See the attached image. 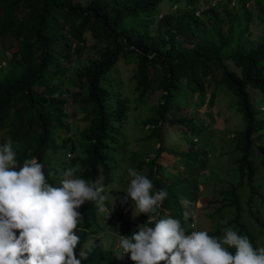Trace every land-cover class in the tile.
<instances>
[{
    "label": "trees",
    "instance_id": "1",
    "mask_svg": "<svg viewBox=\"0 0 264 264\" xmlns=\"http://www.w3.org/2000/svg\"><path fill=\"white\" fill-rule=\"evenodd\" d=\"M226 1L228 8L232 0ZM257 2L264 16V1ZM211 3V0H0V44L11 51L8 73L0 77V134L8 132L13 147L18 146L14 147L18 166L25 159L36 157L44 166L46 180L54 186H59L60 173L78 166L80 178L91 181L101 178L107 189L120 179L118 175L124 174L121 154L125 149L120 144L123 123L147 99L159 97L161 102L152 106V114L144 124L150 126L148 140H156L160 147L154 159L140 163L139 168L148 169L147 174H140L152 181L154 192L168 193L157 209L158 216L169 212L183 226L186 209L181 201L189 202L190 212H193L188 209L192 208L190 205L202 202L203 188L198 177L208 166V152L202 149L199 158V152L193 148L194 139L189 155L171 151L165 146L162 130L167 124L181 122L187 132L185 125L195 120L196 114L193 111L189 116L185 108L194 97L199 94L207 97L209 93L208 101L213 105L218 92L226 87L237 98V111L246 122V128L236 138V148L241 154L237 160L240 182L237 187L219 191L236 215L228 224L220 222L216 232L209 235L220 237L224 228L233 226L253 243L248 227L242 223L244 208L239 187L243 192L248 189L254 197L259 195L257 180L259 171L264 170V143L256 142L261 139L256 135L264 132V120L259 118L254 100L257 93L261 103L264 102V39L258 45L248 44L250 41L242 44L243 36L252 34L251 20L238 36L235 31L239 26L227 20L228 33L224 34L221 28L228 15L221 14L218 6L204 7ZM169 4L175 9L179 4L184 6L180 11L159 16L163 6ZM90 40L94 41V52L83 67L79 59L90 47ZM120 65H134L130 80L134 86L132 93L137 95L134 109L130 98L110 87V77ZM59 77L62 79L58 80ZM70 100L83 105L84 118L89 121L83 131L80 154L73 136L75 128L69 123ZM181 107L182 119L178 117ZM63 150L77 154L68 166L56 160L57 156L62 157ZM163 154L179 155L182 160L170 164L169 170L159 163ZM185 156H190L189 166L183 165ZM247 199L249 205L252 197ZM106 205L111 208L108 200ZM80 211L77 256L81 249L88 253L82 264H121L122 260L104 250L98 240L88 244L90 227L97 225L98 216H103L98 214L94 203L86 202ZM157 212L151 215L155 217ZM147 220L148 216L145 223ZM188 223H194L191 217Z\"/></svg>",
    "mask_w": 264,
    "mask_h": 264
},
{
    "label": "clouds",
    "instance_id": "2",
    "mask_svg": "<svg viewBox=\"0 0 264 264\" xmlns=\"http://www.w3.org/2000/svg\"><path fill=\"white\" fill-rule=\"evenodd\" d=\"M43 167L36 157L18 166L13 142L0 144V264H82L88 253L81 249L77 256L80 209L93 202L98 214H111L100 180L80 178L74 166L66 168L59 186H54ZM127 172L131 179L121 202H132L133 218L146 214L148 220L131 235L119 236L118 258L130 254L134 264H264V247H254L232 227L224 228L220 237L196 230L195 223H188L195 212L187 210L186 200L181 201L186 209L183 226L172 216L150 215L168 193L154 192L152 181L135 169Z\"/></svg>",
    "mask_w": 264,
    "mask_h": 264
},
{
    "label": "rangeland",
    "instance_id": "3",
    "mask_svg": "<svg viewBox=\"0 0 264 264\" xmlns=\"http://www.w3.org/2000/svg\"><path fill=\"white\" fill-rule=\"evenodd\" d=\"M86 2L88 0H76ZM210 1V0H208ZM212 3L215 0H211ZM217 6L221 14L228 15V19H225V24L222 25L221 31L224 34L228 33V21L235 25H238L239 30L236 29V35L240 33L241 29H244L251 20V26L253 28L251 36H243L242 44L250 41L248 44L258 45L263 42L264 39V16H262V9L259 6L257 0H248L247 3H243V0H233L232 3L226 8V0H218ZM262 1V0H259ZM264 1V0H263ZM184 4H179L175 9L172 4L163 6L161 15L165 13H175L182 9ZM258 16H261L259 18ZM228 20V21H227ZM234 40H237L235 38ZM10 43V41H8ZM93 40H90V47H86L84 54L79 59L81 66H86L88 59L92 57ZM11 51H8L6 46L0 44V77L6 76L11 65V57L9 55ZM134 65H120L118 70L115 71L110 77V85L114 90L121 91L123 97L131 99V105L135 108L136 94L132 93L134 86L131 81L132 70ZM59 77L58 80H61ZM76 91H79L77 89ZM255 108L259 111V118L264 120V102L260 96L255 93ZM114 96V102L116 101ZM209 93L207 97L199 94L194 97V100L188 105L187 114L192 115L193 111L196 114L195 120H189L186 123L184 130L183 124H167L163 127L162 134L164 136L165 146L171 151L177 150L178 154L185 153L189 155L192 152V141L194 139L195 151L199 152L200 158L203 154L202 149H206L208 152V166L201 173L199 178V184L203 188L202 194H200L201 201L195 205H190L191 210L195 212V218L193 222L196 224V230H203L209 232H216L221 220L224 218L229 223L234 219L236 211L234 208L228 206V201H224L219 191L229 190L232 187L239 186L240 179L237 177V160L240 157V151L236 148V138L246 128V122L242 113L238 112L237 98L226 87L223 92H218L214 104L208 101ZM211 99V98H210ZM162 99L159 97H153L147 99L145 103L137 109L130 112L128 119L122 125V134L120 138V144L124 146L122 169L124 174L117 178V182L113 183L106 189V195L108 196V202L111 214L107 217L98 216L97 225L90 227L91 240L88 244H92L95 241H99L101 247L108 251L109 254L113 253L115 259H121V264H134L130 259V254H124L123 258L117 256L122 252L119 248V236L131 235L137 226L145 223L146 214L137 213V217L133 218V208L131 201L128 204H123L121 201L126 195L125 190L130 183V177L127 170L129 168L135 169L139 173H148V169L144 166L139 168L142 161H148L155 158L156 153L160 145L156 140H148L150 134V126L145 125L144 121H147L148 116L152 114V106L158 104ZM115 104V103H114ZM261 104V105H260ZM263 104V105H262ZM83 105L74 104L71 100L67 106L69 111V123L75 128L74 138L79 146L80 154L82 152L81 144L83 140V131L88 126V120H85L86 112L82 108ZM183 107L179 112L178 117L182 119L184 116ZM263 110V111H262ZM185 138H183V134ZM0 144L6 140H11L8 132L0 134ZM256 136L261 139H257V144L264 143V132L258 133ZM12 141V140H11ZM14 147H18L16 144ZM62 157L57 156L56 160L67 163V166L71 164L77 154L71 153L69 150L62 151ZM120 156V155H119ZM186 162L184 166L190 165V156H185ZM182 158L179 155L170 157L167 154H163L159 160V163L163 166H168L175 162H180ZM169 176L172 177L171 173ZM62 178V173L58 176V179ZM102 179L100 178V181ZM120 180H122L120 182ZM173 180V178H172ZM119 181V182H118ZM259 195L255 197L248 189L239 187V193L241 195V203L244 208L242 223L248 227V232L253 237V246L264 247V170L259 171V177L257 180ZM252 197V201L247 203V197ZM219 199L222 202L217 203ZM215 202L212 205L208 201ZM208 202V204H207ZM251 202V203H250ZM198 204V207H197ZM189 206V204H188ZM160 208V206H159ZM222 208L220 211L217 209ZM190 210V208H188ZM151 215V214H150ZM166 215H170L166 212ZM211 215V217H210ZM122 217L119 220V217ZM158 217V212L155 215ZM227 223V224H228ZM234 230H236L233 226ZM223 234V232H222ZM221 234V236H222ZM249 238V237H248ZM234 249H230L232 251Z\"/></svg>",
    "mask_w": 264,
    "mask_h": 264
},
{
    "label": "built area",
    "instance_id": "4",
    "mask_svg": "<svg viewBox=\"0 0 264 264\" xmlns=\"http://www.w3.org/2000/svg\"><path fill=\"white\" fill-rule=\"evenodd\" d=\"M216 6V3H213V4H209V5H204V7L206 9H209L210 7H215ZM204 10V9H203Z\"/></svg>",
    "mask_w": 264,
    "mask_h": 264
}]
</instances>
